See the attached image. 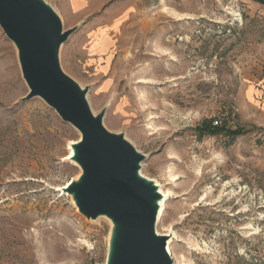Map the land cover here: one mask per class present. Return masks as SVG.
<instances>
[{"label": "rangeland", "instance_id": "374dc122", "mask_svg": "<svg viewBox=\"0 0 264 264\" xmlns=\"http://www.w3.org/2000/svg\"><path fill=\"white\" fill-rule=\"evenodd\" d=\"M44 1L74 29L60 67L167 192L155 229L172 264H264V109L245 92L264 76L261 1ZM27 92L0 28V264H104L111 223L59 190L79 175L65 157L80 135Z\"/></svg>", "mask_w": 264, "mask_h": 264}, {"label": "water", "instance_id": "95a60500", "mask_svg": "<svg viewBox=\"0 0 264 264\" xmlns=\"http://www.w3.org/2000/svg\"><path fill=\"white\" fill-rule=\"evenodd\" d=\"M0 28L17 50L28 87L22 100L40 97L81 135L71 157L81 173L62 192L72 195L86 218L104 215L111 221L104 264H172L168 235L155 229L161 195L139 175L145 156L104 127V112H92L87 89L60 67L59 49L74 29H64L44 0H0Z\"/></svg>", "mask_w": 264, "mask_h": 264}, {"label": "bare ground", "instance_id": "6f19581e", "mask_svg": "<svg viewBox=\"0 0 264 264\" xmlns=\"http://www.w3.org/2000/svg\"><path fill=\"white\" fill-rule=\"evenodd\" d=\"M74 128V127H73ZM77 132H78V130L76 129V128H74ZM79 133V132H78ZM79 135H80V133H79ZM80 137H81V135L79 136V138H78V140L80 139ZM77 140V141H78ZM74 143H76V141H71V142H69V144H68V149H69V152H68V154H67V156L65 157V160L66 161H68V162H71V163H73L74 165H76L77 167H79L72 159H71V157L73 156V154H74V150H73V148H72V145L74 144ZM80 173H81V170H80V172H79V175H80ZM78 175V176H79ZM139 175L140 176H143L140 172H139ZM144 177V176H143ZM72 181V180H71ZM69 183H70V181H68L67 183H65L63 186H61L60 187V191H61V194H66L65 192H62V189H64L65 187H67L68 185H69ZM153 183H154V185H155V187L157 188V191H158V193L161 195V198L158 200V206H159V208H158V213H157V219H156V222L158 221V219L162 216V213H163V208H164V205H165V201H164V199H165V197H166V194H167V192L166 191H164L163 189H161V185L157 182V181H154L153 180ZM70 197L72 196V195H69ZM73 202V201H72ZM73 204L75 205V203L73 202ZM78 210V209H77ZM102 217H105L104 215H99V216H97V218L96 219H99V218H102ZM107 220H109L108 218H107ZM109 222L111 223V221L109 220ZM112 225V224H111ZM113 226V225H112ZM112 229H113V227H112ZM112 229H111V233H110V239H109V242H110V240H111V236H112ZM158 233V232H157ZM159 234V233H158ZM163 235H168V240H167V242H166V249H167V251L169 252V250H170V247H169V241L172 239L171 238V235H169V234H163ZM109 246H110V244L108 245V252H107V256H108V254H109ZM169 254H170V252H169ZM171 256V255H170Z\"/></svg>", "mask_w": 264, "mask_h": 264}, {"label": "crops", "instance_id": "0c3cea01", "mask_svg": "<svg viewBox=\"0 0 264 264\" xmlns=\"http://www.w3.org/2000/svg\"><path fill=\"white\" fill-rule=\"evenodd\" d=\"M261 78V80H260ZM261 86H256L255 84L254 85H247L246 88H245V92H246V96L248 98V102L250 105H256L255 104V100L256 98H259V104L258 105H261L262 108L264 109V76H258V79ZM262 153L264 154V146L262 147Z\"/></svg>", "mask_w": 264, "mask_h": 264}, {"label": "trees", "instance_id": "16d2710c", "mask_svg": "<svg viewBox=\"0 0 264 264\" xmlns=\"http://www.w3.org/2000/svg\"><path fill=\"white\" fill-rule=\"evenodd\" d=\"M261 1V0H260ZM219 130H217L216 129V126H214V125H212V124H205L204 123V125L202 124V125H200L199 127H198V132H199V134H205V133H211V134H213V133H215V132H218ZM243 131L242 130H240V129H236V130H227L226 131V134L227 135H229V136H231V137H234V136H236V135H238V134H241Z\"/></svg>", "mask_w": 264, "mask_h": 264}, {"label": "built area", "instance_id": "2783aa9c", "mask_svg": "<svg viewBox=\"0 0 264 264\" xmlns=\"http://www.w3.org/2000/svg\"><path fill=\"white\" fill-rule=\"evenodd\" d=\"M261 5H262L263 10H264V0H261ZM221 124H222V120L220 118H215L212 120V125H214L216 127L221 126Z\"/></svg>", "mask_w": 264, "mask_h": 264}]
</instances>
